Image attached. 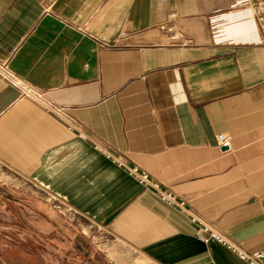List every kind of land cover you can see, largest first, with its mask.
<instances>
[{"label":"crops","instance_id":"1","mask_svg":"<svg viewBox=\"0 0 264 264\" xmlns=\"http://www.w3.org/2000/svg\"><path fill=\"white\" fill-rule=\"evenodd\" d=\"M0 61L18 79L0 74L1 264H115L109 238L137 264H247L199 240L190 214L264 251V38L250 0H0Z\"/></svg>","mask_w":264,"mask_h":264},{"label":"built area","instance_id":"2","mask_svg":"<svg viewBox=\"0 0 264 264\" xmlns=\"http://www.w3.org/2000/svg\"><path fill=\"white\" fill-rule=\"evenodd\" d=\"M250 4L253 10V19L255 20L260 31L262 32L264 38V0H250ZM171 18L174 19L175 16L173 15ZM215 28H217V25H215ZM163 29L172 33L171 38L174 42L177 43L178 41L181 40L182 34L174 28L173 23H171L170 27L164 26ZM183 44L185 45L186 42H184ZM0 74L13 83L18 82L17 77L11 72L8 65L1 61H0ZM31 94L37 100L42 101L41 94L37 92H31ZM218 145L220 149L223 150V153L230 152L231 151L230 137L224 134L219 135ZM110 157L113 156L110 155ZM113 159L115 158L113 157ZM117 163L123 168H125V170H127V172L130 175L136 178L140 184L144 186L158 188L157 184H153L151 182L148 174L141 172L138 167H129L120 161H118ZM162 198L169 204L177 205L181 209H184L183 204L176 202L175 197L172 194H163ZM189 217H190V221L197 226L196 236L199 240L208 243L210 240L216 239L222 244H224L227 248L232 250L234 253H236L247 264H264V251L255 254H249L245 252L243 249H241L239 246L235 245L231 241L227 240L224 236L216 232L210 225L203 222L197 215L190 214Z\"/></svg>","mask_w":264,"mask_h":264},{"label":"rangeland","instance_id":"3","mask_svg":"<svg viewBox=\"0 0 264 264\" xmlns=\"http://www.w3.org/2000/svg\"><path fill=\"white\" fill-rule=\"evenodd\" d=\"M1 169L2 168L0 167V171ZM58 203L60 202L57 201L56 204L58 205ZM64 209L66 210L67 208L63 206V211L65 212ZM69 212L72 213L71 211ZM106 246H108L107 251L109 250L108 253L111 256V258L115 261V264H137L136 263L137 261L144 260L139 255L135 254L133 251L129 250L123 244H121L120 242L116 241L113 238L108 239V244ZM22 260L24 259L13 257V261L22 262ZM144 264H150V263L147 262Z\"/></svg>","mask_w":264,"mask_h":264},{"label":"water","instance_id":"4","mask_svg":"<svg viewBox=\"0 0 264 264\" xmlns=\"http://www.w3.org/2000/svg\"><path fill=\"white\" fill-rule=\"evenodd\" d=\"M1 264V263H0Z\"/></svg>","mask_w":264,"mask_h":264}]
</instances>
